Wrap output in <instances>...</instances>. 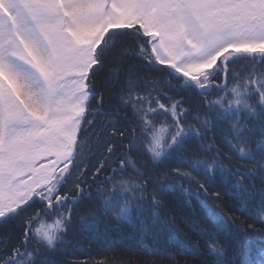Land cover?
<instances>
[{
  "label": "snow or ice",
  "instance_id": "obj_1",
  "mask_svg": "<svg viewBox=\"0 0 264 264\" xmlns=\"http://www.w3.org/2000/svg\"><path fill=\"white\" fill-rule=\"evenodd\" d=\"M257 57L264 62V0H0V264H59L48 258L74 216L89 232L111 217L133 234L138 222L171 238L183 235L180 224L202 235L207 228L192 211L163 214L162 197L177 182L207 224L235 223L225 209L247 214L252 223L229 233L243 251L237 264H264V246L254 258L249 239L264 233V214L246 206L258 201L264 209V71L250 73L243 91L229 89L239 79L230 65ZM157 65L175 84L146 96L158 81L140 72ZM208 88L232 99L209 100ZM185 90L200 97L191 116ZM92 115L111 117L106 139L95 143ZM156 116L165 126L149 122ZM225 121L227 130L218 126ZM85 203L93 206L77 209ZM181 207L192 209L190 201ZM51 216L55 225L35 227ZM222 252L218 242L209 245L211 264H222Z\"/></svg>",
  "mask_w": 264,
  "mask_h": 264
},
{
  "label": "trees",
  "instance_id": "obj_2",
  "mask_svg": "<svg viewBox=\"0 0 264 264\" xmlns=\"http://www.w3.org/2000/svg\"><path fill=\"white\" fill-rule=\"evenodd\" d=\"M123 49L128 50V55L134 54L133 50L128 47V45H123ZM115 55V54H114ZM110 59L112 57H109ZM127 63H139L138 60L131 61L128 60ZM114 74H121L118 65L112 64L108 66ZM165 65H157L155 69L149 71L145 68L140 72L141 78H147L149 81H158L156 88L153 90L151 88L145 89L144 94L147 96L149 91L152 92L153 97L156 96L157 92H164L165 89L175 84V81L170 78V76L161 71ZM231 75L238 77L239 79L229 80V89L232 87L240 88V84L248 77L250 73H260L264 71V62L261 61L259 57L255 60L241 59L234 61L230 65ZM103 75V74H102ZM98 79H102L98 77ZM207 83V82H206ZM243 91L242 88H240ZM168 95L178 98L176 93L169 92ZM186 98V103L184 107H189L191 105L192 112L194 115L199 103L200 97L191 93L190 90H185L183 92ZM207 98L212 101L221 99V97L227 96L224 103H227L228 99H232L231 93H225L217 91L213 88H208ZM258 99V97L256 98ZM90 103L95 107V101ZM249 103H255V100H250ZM155 105H153L154 107ZM171 103L169 102V107ZM146 110L148 107L147 100L143 105ZM105 111L110 110V101L105 100L104 105ZM244 109L241 105V120H243ZM90 118L95 120V124L91 126V130L88 132V137H90V142L95 143L98 139L103 140L106 137L103 136V127L107 125L111 117L105 115H92ZM203 118V115H202ZM230 119H235L231 117ZM155 121V127L160 128L165 126V118L163 116L152 117L149 121L150 123ZM220 128L227 130L229 127V122L225 121L218 125ZM84 128H89L88 125H84ZM111 130L109 129V135ZM199 143V141H197ZM96 151H100L97 149ZM111 172V169L108 170ZM107 175V174H105ZM103 178V177H102ZM91 180V177H89ZM117 179H120L118 175ZM98 185H93V190ZM111 189V184L108 186ZM149 186V191H151ZM185 187H188L185 184ZM259 184L257 183V189ZM231 191V189H228ZM184 201H190L192 209H186L181 207ZM90 203H85L83 205H78L77 209H87L92 207ZM251 214L254 217H258L264 214V209L259 205L258 201H249L246 205ZM239 207V205H237ZM162 209L165 211L163 214L165 216H172L173 214L179 216H189V211H192V215L195 216L197 221L202 227L207 228L202 235L189 231L184 225L180 224L179 219H177V224L183 231V235L179 238H171L165 234H156L153 230L141 231L139 230V225L137 222V229L135 234L126 227H122L118 221L111 217H102L99 223L96 225L92 232L84 231L79 228V216H74L76 224L67 231V235L63 238L65 243L60 245L58 254L55 257H49L48 259H55L59 264H204L205 261L213 262L217 259L215 255H208L209 245L214 246V242H218L220 247L223 249L222 255L219 259L222 264H237L238 260H243V251L238 249L234 242L229 240V233L233 232L235 229H240L243 231L247 228L251 220L247 219L246 216H240L239 213L231 210L225 209L234 219L235 223L231 225H220L214 227L211 224H207L205 221L200 219L198 213L199 209L196 207V201L189 197L186 193L181 195L179 190V182H177V191L166 194L162 197ZM170 209L171 211H167ZM82 215L85 213L82 212ZM57 216L42 217L40 221H37L35 227H39L41 223L46 225H55ZM259 228V223L256 225ZM252 243V256L254 258L258 257L259 249L264 246V233L257 232L250 235L249 237ZM5 238L0 236V250L4 249ZM197 245H199L197 247Z\"/></svg>",
  "mask_w": 264,
  "mask_h": 264
},
{
  "label": "bare ground",
  "instance_id": "obj_3",
  "mask_svg": "<svg viewBox=\"0 0 264 264\" xmlns=\"http://www.w3.org/2000/svg\"><path fill=\"white\" fill-rule=\"evenodd\" d=\"M42 163L46 167L50 163V161L49 160H43ZM40 166H41L40 163H38L37 167L39 168ZM39 175H43V173H39Z\"/></svg>",
  "mask_w": 264,
  "mask_h": 264
},
{
  "label": "rangeland",
  "instance_id": "obj_4",
  "mask_svg": "<svg viewBox=\"0 0 264 264\" xmlns=\"http://www.w3.org/2000/svg\"><path fill=\"white\" fill-rule=\"evenodd\" d=\"M206 83V82H205Z\"/></svg>",
  "mask_w": 264,
  "mask_h": 264
}]
</instances>
